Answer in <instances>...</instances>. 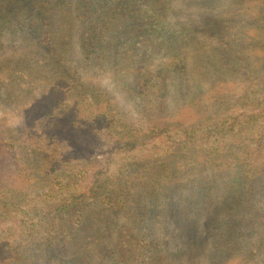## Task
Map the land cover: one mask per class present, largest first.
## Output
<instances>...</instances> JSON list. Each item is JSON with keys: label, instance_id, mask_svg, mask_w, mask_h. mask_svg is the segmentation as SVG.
<instances>
[{"label": "trees", "instance_id": "obj_1", "mask_svg": "<svg viewBox=\"0 0 264 264\" xmlns=\"http://www.w3.org/2000/svg\"><path fill=\"white\" fill-rule=\"evenodd\" d=\"M171 23L223 30L216 58H252L251 88L227 99L222 78L164 110L166 79L186 70L187 53L171 55L179 36L167 31L161 74L135 41L146 26ZM118 54L111 71L131 75L121 85L142 97V125L106 89L80 80ZM0 99L20 121L0 114V264H43L49 252L71 264H264V0H0ZM233 172L239 194L228 193L230 182L223 189L230 208L198 223L206 189ZM147 196L168 203L151 216L162 220L171 203L185 219L171 232L174 248L139 234L154 233ZM102 210L124 220L112 250L106 225L91 222ZM148 246L161 250L148 256Z\"/></svg>", "mask_w": 264, "mask_h": 264}, {"label": "rangeland", "instance_id": "obj_2", "mask_svg": "<svg viewBox=\"0 0 264 264\" xmlns=\"http://www.w3.org/2000/svg\"><path fill=\"white\" fill-rule=\"evenodd\" d=\"M181 0H170L171 5H174ZM186 1V0H182ZM115 3L117 1H114ZM149 6L148 2H143V4L139 8H146ZM146 13V12H145ZM140 16V15H139ZM145 16V15H144ZM171 17V22H172ZM199 28H203L204 32L201 30H198ZM148 29V26L145 27V31L141 32L138 37L136 38L137 41H135L136 45V51L138 52V56H146L149 57L150 61L153 63L152 67H154V70L160 71L162 73V66L165 62L166 54L165 50H167V44H168V33L167 31H171V36H179V40H171V55L176 54L178 52L187 53L185 57V63H186V70L180 72L173 71L171 75H168L166 79V84L163 88L164 93V102L162 108L168 112H173L176 110L180 105L184 103L183 95H186L187 99L191 94H194L195 92H202L203 90L207 89L212 83L216 84V82L222 81V78H224L223 81H226L225 85V93L226 98L228 99V95H234L237 96V94L242 93L243 91L250 89L249 86L250 80L253 81L254 74L252 73V58L247 59L245 64L237 60L236 56H239V53L234 52L230 58V61L226 60L224 61L222 58H216L218 56V46L222 47L223 45L220 43V37L222 35L223 30L215 31L211 34L212 26L211 25H204L197 28H191L187 30V32H182L180 27L178 25L171 23V29H168V25L162 24V25H156L152 28L150 32H146ZM22 30V29H21ZM31 31V28L26 24L25 29L23 31ZM21 32V31H20ZM4 36V42L8 41V38L11 37V34L8 31V28L5 27L3 32ZM24 34V32H23ZM155 35L157 37H155ZM212 37H211V36ZM144 38H147L144 40ZM149 38V39H148ZM173 39V38H171ZM12 41L15 40L16 42L13 43V45H18L17 39H11ZM237 39H233L232 43H236ZM163 42V43H162ZM162 43V44H161ZM169 46V45H168ZM220 49V51L225 50ZM120 50H123L122 47ZM215 52H212V51ZM236 51V45L235 49ZM181 53V54H182ZM236 55V56H235ZM121 59V56L118 54L117 59L113 57V60L110 64H113L112 67L109 69V65L106 67V71H101L100 69H93L90 76H81L80 80H82L83 83H91L96 84L99 87H103V89H106L114 98V100L117 103V106L122 111L124 116L126 117L127 121L134 125H142L143 123V105L144 101L141 96L131 94L125 90L122 89V82H125V80L132 81L130 79L131 75L126 74L127 71L119 70L115 74L112 73L111 69H114L116 67V63L119 62ZM73 63V62H72ZM71 63V64H72ZM70 64V63H69ZM119 65H122V61L119 62ZM108 68V69H107ZM245 78H249L250 80H245ZM148 79V78H147ZM63 85H59L58 88L62 89ZM127 92V93H126ZM144 93V90L143 92ZM149 92H147L148 94ZM148 100H154V97L151 93L147 96ZM0 114L4 112V114L8 117L10 123L16 125L17 123H20L19 119L17 118V114L13 112V107L10 104V102L2 101L0 99ZM158 101V100H157ZM157 101L146 103V105L151 106L154 105ZM202 102H205L203 100ZM208 172H204V175H206ZM212 175V174H211ZM236 176V173H229L225 174L223 177H220L217 179L216 183L212 184V181H209V178L205 179V183H208V185H211L209 189H206L207 193L204 196L203 205H205V208L202 209V211L199 214H195V217H197L198 223H204L206 222H212V217H217L218 219L221 218V215H223L225 212H227V209H229L230 199H226L224 197L223 189L226 185L229 184V182L232 185V189L228 192L230 195L239 194L238 190L240 187L237 185L236 182L232 181V179ZM198 177V176H197ZM198 180H202V178H197ZM195 183H193L194 185ZM197 187V186H196ZM195 187L196 192H199L197 188ZM203 190V189H202ZM195 192V193H196ZM184 193L188 194L190 191L188 189H184ZM261 191L259 190L257 197L254 199L256 204H258L259 200H261ZM223 198V199H222ZM144 199H146V209L148 210L150 217L149 219L153 223V232H148V227H142L137 228V230H140L139 234L145 235L148 238H153L154 240L158 241L159 246L162 247L165 241L171 242V232H180L182 229L179 225L181 222H185V219L183 216L178 215L176 213V208L174 211L171 212V203H169V206L167 208V211L165 210V217L162 220H158V217L151 216L154 214L157 209H159L163 204H168L166 201H158L155 202L150 200V197L147 196ZM143 199V200H144ZM142 200V201H143ZM224 202V203H223ZM232 202V201H231ZM154 204L153 208L151 206ZM160 204V205H159ZM239 209V208H237ZM184 210V209H183ZM215 215V216H214ZM96 216V215H95ZM249 217L251 215H248ZM165 219V221H164ZM108 220L107 223L105 221ZM124 220L121 216L116 215L115 213L108 211V210H102L99 215H97V219H93L91 222L94 224H105V230H103V233L105 235L108 234L109 241L106 243V248L108 247V250L113 249V244L118 238V235L121 230L122 222ZM171 221H173L171 225ZM170 222V224H169ZM173 227V228H172ZM174 229L175 231H172ZM249 230L251 228L249 227ZM207 231L211 233L213 231L212 227L209 225ZM182 232V230H181ZM135 234V233H134ZM210 238V237H209ZM211 239V238H210ZM131 239L129 238V241ZM172 242L176 244V241ZM169 244L168 248L171 249L174 248V246ZM143 245L147 246L144 242H142ZM155 248L156 250L160 251L161 249ZM149 246L145 248L144 250H147V255L150 256L152 252L155 250H150ZM43 258L46 259L43 264H71L69 260L60 258L57 253L55 252H49L43 254Z\"/></svg>", "mask_w": 264, "mask_h": 264}]
</instances>
